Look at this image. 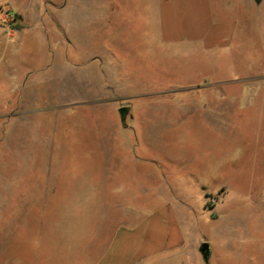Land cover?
I'll use <instances>...</instances> for the list:
<instances>
[{
  "label": "rangeland",
  "instance_id": "obj_1",
  "mask_svg": "<svg viewBox=\"0 0 264 264\" xmlns=\"http://www.w3.org/2000/svg\"><path fill=\"white\" fill-rule=\"evenodd\" d=\"M208 6L235 24L226 48L148 43L142 19L123 27L136 42L120 46L109 92L24 93L45 121V155L0 146V264H93L118 226L169 196L217 252L209 264H264V0Z\"/></svg>",
  "mask_w": 264,
  "mask_h": 264
},
{
  "label": "crops",
  "instance_id": "obj_2",
  "mask_svg": "<svg viewBox=\"0 0 264 264\" xmlns=\"http://www.w3.org/2000/svg\"><path fill=\"white\" fill-rule=\"evenodd\" d=\"M126 1L0 0V146L11 148L15 140L23 156L43 158L44 144L39 148L38 142L45 137V121L37 118V101L32 109L25 107L24 93L109 92L125 66L120 46L128 39L136 42L133 36H124L126 25L136 29L143 19L148 43L159 39L163 45L201 44L209 51L229 46L234 34V23L212 19L208 0H132L131 10ZM5 11L14 12L19 20L4 18ZM45 60L53 61V69ZM133 89L144 91L141 84ZM257 90L253 86L252 95ZM141 96L135 95L133 102ZM35 112L36 117L29 118ZM18 122L25 126L14 137ZM29 139L37 146L26 151ZM29 167L24 162L20 170ZM149 203L154 206L139 212L134 224L115 229L93 264H205L200 246L207 240L189 207L179 206L183 199L169 196ZM209 245L211 260L217 252Z\"/></svg>",
  "mask_w": 264,
  "mask_h": 264
},
{
  "label": "water",
  "instance_id": "obj_3",
  "mask_svg": "<svg viewBox=\"0 0 264 264\" xmlns=\"http://www.w3.org/2000/svg\"><path fill=\"white\" fill-rule=\"evenodd\" d=\"M257 4H259L261 2V0H254ZM122 119H124L123 114H121ZM200 253L202 255L203 261L205 264H209V260L211 257V248L209 243L204 242L201 244L200 246Z\"/></svg>",
  "mask_w": 264,
  "mask_h": 264
},
{
  "label": "built area",
  "instance_id": "obj_4",
  "mask_svg": "<svg viewBox=\"0 0 264 264\" xmlns=\"http://www.w3.org/2000/svg\"><path fill=\"white\" fill-rule=\"evenodd\" d=\"M3 16H4V18H6L8 20H13L14 21L15 15L11 11H5L3 13Z\"/></svg>",
  "mask_w": 264,
  "mask_h": 264
}]
</instances>
